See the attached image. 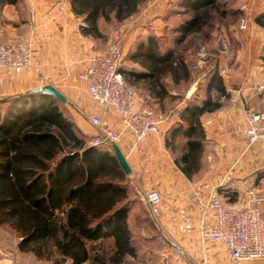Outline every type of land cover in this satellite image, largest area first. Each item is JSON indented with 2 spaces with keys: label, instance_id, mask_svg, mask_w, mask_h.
Here are the masks:
<instances>
[{
  "label": "trees",
  "instance_id": "16d2710c",
  "mask_svg": "<svg viewBox=\"0 0 264 264\" xmlns=\"http://www.w3.org/2000/svg\"><path fill=\"white\" fill-rule=\"evenodd\" d=\"M145 1L68 0V3L82 22L80 33L98 40L104 36L99 28L101 19L121 24L136 15ZM175 2L171 13L182 18L169 28L173 32L172 46H163L152 35L139 37L131 59L136 58L143 71L120 69L129 82L145 80L148 89L158 97L164 91L163 75H169L174 82L179 71L187 75L184 55L175 46L184 44L188 49L209 42L220 26L236 22L243 14L227 0ZM19 4L23 0H0V6ZM254 21L264 27V13ZM218 67L216 61L213 68L218 72L210 77L209 85L216 75L219 97L227 96ZM219 97L205 98L201 104L187 105L180 112L183 116L188 111L183 118L185 124L177 122L183 125L187 141L185 151L175 163L188 179L198 173L205 149L200 117L222 108ZM58 104L66 107V102L42 93L0 95V226L15 225L27 231L19 248L23 247L22 241L35 236L56 244L61 242L76 252L68 254L74 264L91 258L87 242L112 238L110 248L105 249L109 252L92 257H96V264H104L106 260L124 264L125 256L136 252L125 221L132 208L128 176L109 150L87 146L86 134ZM232 195L230 189L225 190L228 201L233 199ZM150 220L152 223L148 224L156 230L151 216ZM144 221L148 222L146 218Z\"/></svg>",
  "mask_w": 264,
  "mask_h": 264
},
{
  "label": "crops",
  "instance_id": "0c3cea01",
  "mask_svg": "<svg viewBox=\"0 0 264 264\" xmlns=\"http://www.w3.org/2000/svg\"><path fill=\"white\" fill-rule=\"evenodd\" d=\"M175 1L146 0L136 15L121 24L122 26L131 25L136 29L137 37L131 38L130 48L138 37L143 38L150 32L159 34L169 29V21L175 17L171 13L175 8ZM44 2V0H23L24 5L36 16V19L39 12L44 10L42 7ZM243 3L247 6L246 13L250 18L248 27L245 30H239L236 21L227 26H220L219 29L220 33L227 36L230 41L229 53L222 62L227 69L225 72L219 70L227 95L222 96L225 104L218 111L205 113L201 117L202 126L206 119L212 121L211 126H203L206 141L202 156L207 164L211 163L212 158L210 157H213L211 152L215 149L214 159L217 155V161L211 163L209 169L201 176L195 178L194 175L188 179L176 165L175 155L166 146L165 135L158 141L142 142L128 157V164L131 168L130 177L127 175L129 181L130 179L141 181L144 187L155 184L162 192V215L159 222H154L159 231L155 238L160 245L158 264H233L223 245L199 236L197 228L201 221L202 207L197 201L207 197L215 189L224 198L225 190L230 189L233 199L228 201V204L243 205L251 183H255L257 190L264 196V143H257L252 147L248 157L240 159V164L233 172L227 173L228 167L244 145L242 130L246 114L251 110L261 108L264 101V27L254 21L256 16L264 13V0H235L232 7L239 10ZM64 4L70 15L66 17L68 22L63 23L66 16L63 14L55 19L56 22L50 21V24L44 26L45 34L49 29L53 33L52 37L48 35L44 38V47H41L44 50L39 58L43 74L50 78L51 84L79 110L86 108L88 103L86 99L80 97L81 95L79 96V92L74 91L73 84L76 80L73 72L79 68L80 64L72 65L71 62L82 60L89 51H107L117 31L111 30L106 46L98 48V40L80 33V22L74 23L70 20L69 17L72 16L70 5L68 2ZM12 7L13 5L0 6V38L2 39H8L17 34L13 26L17 15ZM11 11L14 14L9 15ZM48 11L50 20L58 15V13L52 15L56 13V8L53 6L49 7ZM41 22H44L43 18L42 21L37 19L38 24ZM75 24L78 27L77 30L73 29ZM33 39L40 41L36 36ZM61 60L64 61L63 66L59 64ZM133 60L137 61L136 58ZM23 78L4 80L0 77V95L13 94L41 86L38 81L29 80L26 76ZM125 81L135 88V91L143 92L147 98L158 97L148 89L143 81L129 82L126 79ZM78 89L83 91L84 84L80 83ZM189 93L186 94V98L189 97ZM139 96L142 97L140 94ZM74 122L82 132L88 130L77 113ZM177 122H172L171 125ZM122 148L126 152V146ZM101 149L109 150L108 147ZM15 239L7 240L0 237V264H32L28 259L32 257L31 254L15 252ZM241 264H264V256Z\"/></svg>",
  "mask_w": 264,
  "mask_h": 264
},
{
  "label": "built area",
  "instance_id": "2783aa9c",
  "mask_svg": "<svg viewBox=\"0 0 264 264\" xmlns=\"http://www.w3.org/2000/svg\"><path fill=\"white\" fill-rule=\"evenodd\" d=\"M60 4L53 6L56 8V13L52 15L58 13L53 16V21L62 15L60 8L67 12L66 5ZM246 9L247 6L244 3L239 7L243 13L237 20L239 30H245L250 24ZM135 30L133 26L125 25L114 41L109 44L107 51H89L82 60L71 62L72 65L80 64L79 68L73 72L76 80L73 87L80 88V83L84 84L83 92L88 103L86 108L77 110L74 107L81 121L91 127L85 132L87 146L111 149L114 143L127 162L130 153L142 142L158 141L164 136L162 127L166 121L171 125L172 122L180 120L179 109L161 117L148 100L139 96L126 83L120 69L123 57L131 44V38L137 37ZM34 36L32 29L24 36L0 38V77L2 79L17 80L24 79L23 77L26 76L29 80L38 81L41 84L38 87L51 84L50 78L43 74L40 64L39 51L44 44L42 41H35ZM229 50V38L218 35L213 41L211 51L203 45L194 51L195 67L202 69L209 61L216 59L219 70L225 72L227 68L222 62ZM211 125V119L203 122V126ZM242 135L244 145L228 167V174L240 164V159L248 157L252 147L257 143H264V101L261 108L246 114ZM122 146H126V152ZM142 186L144 189L142 199L147 210L154 222H159L163 209L162 192L155 184ZM197 202L202 207L201 221L197 228L199 236L223 245L233 264H241L264 256V196L257 190L255 183H251L248 187L247 199L243 205L226 204L216 189L207 197L198 199Z\"/></svg>",
  "mask_w": 264,
  "mask_h": 264
},
{
  "label": "rangeland",
  "instance_id": "374dc122",
  "mask_svg": "<svg viewBox=\"0 0 264 264\" xmlns=\"http://www.w3.org/2000/svg\"><path fill=\"white\" fill-rule=\"evenodd\" d=\"M228 2L232 3L235 0H227ZM65 2H68V0H45L43 4L44 10L39 12V15L37 19H40L45 22H41L40 24L37 23L36 16L32 14V12L23 4H19L18 6H13L15 14L17 15V18L14 19L15 22L13 26L15 27L16 35L24 36L29 34V31L33 29L35 36L38 38V40L42 41L44 44V38L48 35L52 37V33L50 32V29L47 34L43 32V30H46L44 26L50 24L51 22H56L53 20H50L49 11L48 8L51 6H56L58 3H61L60 5H64ZM39 3V2H38ZM233 4V3H232ZM144 5V4H143ZM71 10V9H70ZM60 12H62V16L65 13L66 16L63 19V23L68 22L66 19L68 14V11L64 12L63 9L60 8ZM14 14V12H9L8 14ZM70 16V15H69ZM71 21L80 22L82 24L81 20L74 16L72 13V16L69 17ZM178 18L182 17H173L169 21V28L170 26L175 25L178 22ZM123 24V23H121ZM121 24H118L116 22H106L103 19L99 22V28L102 30L103 38L98 39L97 46L98 48H103L106 46V43L108 42L109 38L108 35L111 32V30H116L117 34L120 32V29L124 26ZM36 25V26H35ZM59 26H61L59 24ZM49 28V27H48ZM60 29V27L58 28ZM71 29V28H69ZM73 29L77 30L78 27L73 25ZM220 29V28H219ZM214 31L212 39L209 42H206L204 44L199 43L197 45H191L188 49H185L184 44L175 46L176 50H178V53H181L184 55V59L187 63V75L185 76V72L179 71L177 76V81L174 82V80L169 75H163L164 84L162 85L163 92L162 95L157 98H147L143 95V92H136L142 97L143 99L148 100L156 109L157 113L161 117H165L169 112L179 109L180 112L183 110L184 107L187 105H193V104H201L202 100L205 98L216 100L219 97L218 94V80L216 77V73L218 72L217 69L215 72L213 66L216 63V59H212L209 61L205 67L202 69H198L195 67L194 64V57L193 53L194 51L200 47L205 46L207 50L213 49V41L215 38H217L218 35H223V33H220V30ZM163 31L159 34H153L152 32L148 33V35L154 36L157 41L162 44L163 46H172V38H173V32L169 31ZM71 31V30H70ZM148 35H144L142 39H145ZM141 36V35H139ZM139 38V37H138ZM137 38V39H138ZM115 39V38H114ZM114 39L111 41V43L114 41ZM60 41V40H59ZM96 43V42H95ZM135 44V43H134ZM132 46V45H131ZM135 45H133L131 48L129 47V50L125 53L122 61V67L125 70L129 69H136V73H141L143 70H141L139 62L134 61L131 59L133 49ZM96 47V45H95ZM44 49H40L39 53L41 54ZM60 66L64 65V61H60ZM140 67V68H139ZM209 69H211L209 71ZM219 69V67H218ZM208 70V71H207ZM141 71V72H140ZM213 74H216L215 77H213V83L209 85L210 77L213 76ZM35 76L36 74H32ZM129 77L124 75V79H128ZM144 83H146L145 80H141ZM74 91L79 92V96L85 100L84 92L80 91L77 86H74ZM133 88V87H132ZM135 90V88H133ZM20 92H25V90H22ZM189 93V97L186 98V94ZM219 102L221 104V107H223L224 100L222 96L219 97ZM60 104H58L59 106ZM63 108L66 110V116L72 117L74 120V117L76 116V112L74 110V105L71 102L66 101V107L65 105H60L59 108ZM76 109V108H75ZM78 113V112H77ZM68 114V115H67ZM188 116V111L183 114V116L180 115L181 123H184L183 118H186ZM202 117V116H201ZM200 117V119H201ZM181 123H175L173 125L167 124V121L163 124L162 131L165 135V142L166 146L169 150L172 151V154L175 155V159L179 158L180 155L185 151V143L187 141L185 135H184V128ZM87 129L90 130L89 124L87 125ZM86 129V130H87ZM93 130V129H92ZM85 132V131H84ZM212 144V143H211ZM213 146V144H212ZM102 148V147H101ZM213 152L212 156V162L217 161V155L214 159V155L216 153L215 149H212ZM109 152L113 155L112 149L109 148ZM175 161V160H174ZM209 162L208 164L205 162L204 157L200 159V169L198 173L195 175V178L201 176L204 171H207L209 169V165H211ZM111 176V174H109ZM130 177V175H129ZM129 179V178H128ZM132 180V181H131ZM130 190H129V199L132 200V208L127 214L126 218V224L130 233V238L132 239V243L135 247V254L133 256L127 255L125 256V262L124 264H158L160 256V245H158V240H156L155 235L159 234L158 229H153L150 224L152 223L150 220V213L147 210V207L142 199L143 196V186L141 181H136L135 179H130ZM223 201L228 204L227 198H223ZM229 205V204H228ZM144 218L148 220V222L144 221ZM152 218V217H151ZM153 220V219H152ZM154 221V220H153ZM27 231L19 230L15 227V225H9V224H3L0 226V237H4L7 240L15 239V252L20 251L21 253L25 254H31L32 257H28L30 259L32 264H74V259L70 257V252L75 253L73 249H69L65 247L61 242L59 244H56L52 240L45 239V238H36L33 237L30 241H22V246L19 248V242L17 241L22 240L25 238V235H27ZM18 242V244H17ZM64 242V240H63ZM113 243L112 238L107 239H101L100 241L95 242H87V247L90 251L91 258L89 260L83 261L80 264H96V257L93 258L92 256L98 254L99 256L102 255L104 252H109L108 250H105L107 248H110L111 244ZM24 244V245H23ZM104 248V249H103ZM11 251V249H9ZM104 251V252H102ZM78 253V252H77ZM109 255V254H108ZM78 256H81L79 254ZM109 260H106L104 264H112L109 262ZM98 264V263H97Z\"/></svg>",
  "mask_w": 264,
  "mask_h": 264
},
{
  "label": "water",
  "instance_id": "95a60500",
  "mask_svg": "<svg viewBox=\"0 0 264 264\" xmlns=\"http://www.w3.org/2000/svg\"><path fill=\"white\" fill-rule=\"evenodd\" d=\"M18 93V95L21 94H28V93H42V94H46V95H50L55 97L58 101L65 103L67 101L66 96L59 91L56 87H54L51 84H46L42 87H33L30 89L25 90V92H16ZM14 94V93H13ZM10 95V94H9ZM6 98V97H3ZM111 149L113 151L114 157L119 165V167L121 168V170L126 174L129 175L131 173V168L128 164V162L126 161V159L124 158L121 150L119 149V147L116 144H112L111 145Z\"/></svg>",
  "mask_w": 264,
  "mask_h": 264
}]
</instances>
